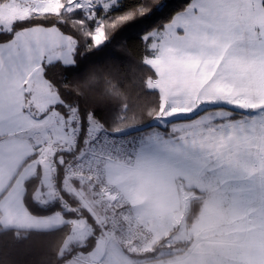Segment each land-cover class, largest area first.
Masks as SVG:
<instances>
[{"label": "rangeland", "instance_id": "rangeland-1", "mask_svg": "<svg viewBox=\"0 0 264 264\" xmlns=\"http://www.w3.org/2000/svg\"><path fill=\"white\" fill-rule=\"evenodd\" d=\"M62 3L66 0L0 1V13L6 22L0 28L9 30L14 21L31 13L52 12ZM91 33L93 39L88 47L102 39L97 26ZM45 43L50 54L61 52L65 56L68 51L60 50V37ZM150 50L146 61L155 70L156 78L150 79L148 86L158 90L161 109L151 127L133 133L138 149L134 167H117L108 173L114 192L129 201L130 212L137 216L134 227L139 236L125 242L117 229L100 230L91 251L75 256L93 258L99 264H264V124L235 128L229 125L221 132L220 124L210 123L221 110H208L238 93L242 98L236 103L250 108L264 104V66L249 65L248 79L239 89L218 88L209 83L211 75L197 73L194 65L180 66L170 57L165 59L158 49ZM44 81V86L49 87V82ZM51 91L46 90L45 109L59 99ZM254 97L260 99L252 100ZM50 107L47 110H53ZM71 110H55L48 127H54L56 120ZM202 110L196 117L186 119ZM221 140L224 151H230L237 160L233 167L244 176L241 181L229 180L233 187L227 193L221 186L210 184L197 163L200 154L215 153ZM52 193L54 188L45 191L47 197ZM196 200H200V208L189 223ZM89 204L95 203L91 199ZM82 205L96 220L95 213ZM72 223L67 242H83L91 231L89 224L84 218ZM142 228L149 234L145 241ZM133 234L129 232L128 237ZM157 246L158 251L151 257L142 255Z\"/></svg>", "mask_w": 264, "mask_h": 264}, {"label": "trees", "instance_id": "trees-1", "mask_svg": "<svg viewBox=\"0 0 264 264\" xmlns=\"http://www.w3.org/2000/svg\"><path fill=\"white\" fill-rule=\"evenodd\" d=\"M176 2L182 3L183 0ZM158 3L160 0H119L120 7L109 11L103 18L101 41L89 47L92 40L88 37L95 23L81 29L65 15L63 19L68 23L58 27L63 34L78 41L79 46L75 45L70 64L42 62L43 76L59 98L50 108L60 113L74 109L82 122L92 117L115 134H133L151 127V121L161 109V99L158 90L148 86V81L156 78V72L146 61L151 56V50H146L139 37L148 29L141 17ZM58 19L61 17L51 12L48 15L31 13L27 18L14 21L7 31L16 33L25 27L40 24L51 26ZM5 31L0 30V33ZM121 33L128 38L120 41L113 39ZM11 38L0 34V42ZM214 108L220 107L208 110ZM203 111L186 119L194 118ZM176 120L179 119L173 121ZM56 179V186L67 201L66 207H61L55 200L41 205L33 199L39 176L27 181L25 203L33 214L59 211L66 221L61 227L48 231L0 227V264H68L75 255L89 253L95 246L100 234L96 220L75 195L65 190L59 174ZM199 208L200 200L194 201L189 223L193 222ZM78 218H84L91 231L83 242H67L72 220ZM158 246L142 255L151 257L158 251Z\"/></svg>", "mask_w": 264, "mask_h": 264}, {"label": "snow or ice", "instance_id": "snow-or-ice-1", "mask_svg": "<svg viewBox=\"0 0 264 264\" xmlns=\"http://www.w3.org/2000/svg\"><path fill=\"white\" fill-rule=\"evenodd\" d=\"M119 7V0H66L51 12L61 17L56 24L48 28L34 25L31 30L59 33L58 25L68 23L63 19L67 15L72 24H78L81 29L95 23L102 31L104 16ZM48 14L45 11V15ZM141 20L148 25L147 31L139 37L146 50L158 49L165 59L170 57L180 66L194 65L197 73L211 75L209 83H215L218 88L239 89L248 79L249 65L264 66V0H183L182 3L160 0ZM4 23L3 13H0V24ZM0 34L19 36L7 30ZM67 38L79 46L74 38ZM127 38L123 33L113 37L117 41ZM38 39L46 41L49 37L41 35ZM14 45V40L0 42V57L7 54L13 62L22 58ZM241 98L242 94L238 93L218 102L222 110L211 117V125L220 124L223 132L229 125L235 128L237 125L247 127L250 123L264 124V104L250 108L234 102ZM255 99L260 98H252ZM235 162L231 152L224 151L222 140L215 153H202L197 157L204 178L210 184L221 186L225 193L233 187L229 180L244 179L243 173L233 167Z\"/></svg>", "mask_w": 264, "mask_h": 264}, {"label": "crops", "instance_id": "crops-1", "mask_svg": "<svg viewBox=\"0 0 264 264\" xmlns=\"http://www.w3.org/2000/svg\"><path fill=\"white\" fill-rule=\"evenodd\" d=\"M32 28L25 27L16 32L19 36L7 40L15 41L14 50L22 53V58L13 62L7 54L0 57V224L1 228L48 231L64 224L63 215L59 211L33 214L25 203L26 183L35 176H39L40 181L33 199L41 205L53 201V193L47 197L45 191L53 190L57 179L35 155L48 128L57 135L63 134L54 125L48 127L56 111L47 110L50 106L45 109L46 90H54L51 85L44 86L42 62L72 63L75 44L61 31L41 32ZM41 35L48 36V40L60 37L63 41L60 50H68L65 56L61 52L60 55L48 53L45 41L38 39Z\"/></svg>", "mask_w": 264, "mask_h": 264}, {"label": "built area", "instance_id": "built-area-1", "mask_svg": "<svg viewBox=\"0 0 264 264\" xmlns=\"http://www.w3.org/2000/svg\"><path fill=\"white\" fill-rule=\"evenodd\" d=\"M54 126L62 129L63 136L48 129L39 143L35 159L46 164L53 178L56 179L59 174L65 190L95 213L101 232L117 229L125 242L137 238L139 235L134 227L137 216L130 212L129 201L114 192L108 178L113 168L134 167L138 152L136 137L133 134L112 133L92 118L82 122L74 109L68 115H61ZM53 194V200L61 207L67 206L60 188L55 186ZM91 199L95 203L92 206L89 204ZM142 229L145 241L149 234L145 228ZM133 231L129 238V232ZM68 264L99 263L93 258L74 256Z\"/></svg>", "mask_w": 264, "mask_h": 264}]
</instances>
